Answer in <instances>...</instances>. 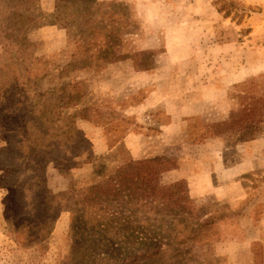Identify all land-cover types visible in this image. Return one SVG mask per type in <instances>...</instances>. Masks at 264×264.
<instances>
[{
  "label": "rangeland",
  "instance_id": "1",
  "mask_svg": "<svg viewBox=\"0 0 264 264\" xmlns=\"http://www.w3.org/2000/svg\"><path fill=\"white\" fill-rule=\"evenodd\" d=\"M64 1L70 36L51 23L56 0H37L27 34L49 75L42 63L9 58L0 42V264H120L154 250L127 263L264 264V131L240 141L228 126L238 97L264 76V0H224L228 18L221 0ZM11 5L19 3L0 0V31ZM88 20L98 29L84 48L89 65L61 76ZM63 96L74 97L60 105ZM146 160L162 164L159 185L178 184L187 209L139 202L120 207L131 227L122 237L81 229L88 217L69 188ZM40 170L59 211L40 203ZM210 217L206 245L179 243L189 223Z\"/></svg>",
  "mask_w": 264,
  "mask_h": 264
},
{
  "label": "trees",
  "instance_id": "2",
  "mask_svg": "<svg viewBox=\"0 0 264 264\" xmlns=\"http://www.w3.org/2000/svg\"><path fill=\"white\" fill-rule=\"evenodd\" d=\"M15 1L19 3V6L11 5L6 7V10L10 12V16H8L7 21L1 25L2 31H0V42L2 44L3 52L11 59L16 52L15 55L18 60L24 59L25 61L30 62L29 64L31 65L42 63L45 75H49V67L46 60L42 62L41 59L34 57V44L27 38L28 32L37 24L35 7L37 0ZM60 1L62 4H59ZM63 1L64 0H56V12L52 16L53 21H51V23L54 22L53 24L62 26L66 30L68 36H70V22L68 21L70 13L68 11L71 9L68 7L62 8ZM64 2L67 4L74 3L73 0H65ZM221 2H223L221 5L215 4L216 9L218 13L222 14L225 18H228L231 14L230 4L225 3L226 1L224 0H221ZM28 3L31 4V6L28 7ZM93 23L94 21L88 20L84 30L79 32L80 37L76 40L75 50L71 54L72 62L62 69L61 76H67L68 72L72 71L77 64H79V67L89 65L88 57L84 52V48L86 49L88 41L91 38L96 37L98 32V29L93 27ZM14 48L16 49L13 50ZM24 71L30 73L31 69L26 68ZM77 85L78 83H74L69 87H63L59 92L65 93L68 88H71L72 90L74 88L77 89ZM250 92V94H244L238 97V109L231 112L229 116V130L238 134V140L240 141L241 139L242 141L248 139L251 140L264 131V76H260L258 79L253 80V88ZM74 96L75 98L79 97L78 90ZM74 96L61 97L59 104L64 105L65 103H61L62 101H72ZM68 129L69 131H73L70 130V128ZM83 141L86 140L83 139ZM8 143L9 146L6 150H14L15 148L11 139ZM75 157H78V155H75ZM41 158L42 157H38L37 160H40ZM33 162L35 161L33 160ZM45 162H53L56 169L61 173L66 174L68 172V170L65 169L67 166L61 163L59 157H47ZM27 168V171L31 170L29 166H27ZM163 169L162 164L157 161H136L126 167L120 168L119 171L115 172L103 182L89 188L77 191L70 187L68 191L70 194L67 198H69V200L72 199L71 202L76 208H78L76 212H81L83 214L82 218L88 217V220L82 222V225L80 226L81 229H86L87 227L89 229L91 228L90 230L96 231V234L100 238L108 236L109 234L122 237L123 233H129L131 227L128 225L130 221L127 220V217H120V207L128 208L139 202H145V205L157 203L169 207L177 205L185 211L188 207V200L176 197L178 184L169 187H162L159 185V175L162 173ZM34 170L37 171L36 169ZM40 172L43 174L38 175ZM35 175L34 178L40 196L39 200L41 205L45 207V211H59L62 206L60 203L56 205L54 204L53 200L59 198L51 196L50 192L46 189L44 184V171L40 170L36 172ZM64 196H66V194ZM72 219L74 221L76 220L74 215ZM9 220L10 219L7 218V223L10 225L11 221ZM216 220L217 217H210L201 223H189L186 227L187 232L181 237L179 243L186 245H206L209 241V235L207 234L209 225ZM46 224H48V222L45 223V225ZM130 236L133 237V233H131ZM156 251L157 250H154L153 253H145V255L140 258L153 257L157 254ZM88 254L91 258L92 253L88 252ZM88 254H82L81 261H85ZM140 258L125 257L120 261L122 262L120 264H128L127 260L129 259H131L132 262H136L140 260ZM84 264L97 263L88 260Z\"/></svg>",
  "mask_w": 264,
  "mask_h": 264
}]
</instances>
